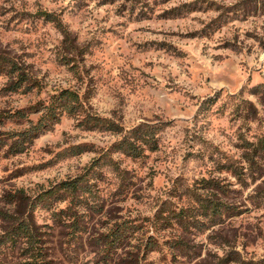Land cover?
<instances>
[{"label": "rangeland", "instance_id": "obj_1", "mask_svg": "<svg viewBox=\"0 0 264 264\" xmlns=\"http://www.w3.org/2000/svg\"><path fill=\"white\" fill-rule=\"evenodd\" d=\"M0 54L25 78L0 74V264H26L23 221L49 264H264V156L243 157L264 140V0H0ZM64 89L81 113L37 131ZM85 110L157 149L125 154Z\"/></svg>", "mask_w": 264, "mask_h": 264}, {"label": "trees", "instance_id": "obj_2", "mask_svg": "<svg viewBox=\"0 0 264 264\" xmlns=\"http://www.w3.org/2000/svg\"><path fill=\"white\" fill-rule=\"evenodd\" d=\"M45 15L49 19L55 20L52 17L51 13L45 12ZM0 74H7L12 77H14L15 75L17 76L19 82L14 86L12 85L11 86L12 89H15L18 85H20V82L23 79H25L23 77V73L19 71V67L15 64V62L1 54H0ZM82 107H83V103L79 93L71 89H64L59 94L53 95L51 100L47 102H38L34 106L35 111L42 112V114L38 119V123H37L38 125H36L35 127L37 131H39L41 128L46 127L51 123L57 122L64 112L70 114L71 116H76L81 113ZM80 124H84L86 129L99 128V129L110 130L116 133H123L124 130L122 126L117 124L112 119L97 114H93L91 112H87L86 110L83 118L80 120ZM155 133H156L155 129L144 127L141 124L134 126L130 130H126V132L123 133L121 139L117 143L118 148L129 156L135 158L141 157L145 155L146 150L157 149L158 139ZM257 143L251 141L245 142V146L247 147L248 145V150L246 149V151H244L243 157L248 164V169L251 171L250 173H252L253 171H255V169H257V168H253L254 167L253 165L257 164V161H255V157L259 155L260 158H263L264 156L262 152L258 153L261 147L264 148V140L260 139ZM252 144H254L255 147L253 146L251 149L250 145ZM248 173L249 172L244 170V165H241L240 170L236 171L238 177L244 180H246V178L248 177ZM65 184H66L64 185L66 186L65 189L77 188V185L75 183L68 182ZM62 199H66V196H63ZM15 234H17L18 238L23 239L25 241V253L27 258L26 264H49L48 259L46 255L43 253L42 249L38 248L36 243V235L32 232V229H30V224H28V222L26 221L20 222L16 228ZM153 243L154 242H152L151 244L153 245ZM241 264H258V263L241 260Z\"/></svg>", "mask_w": 264, "mask_h": 264}]
</instances>
